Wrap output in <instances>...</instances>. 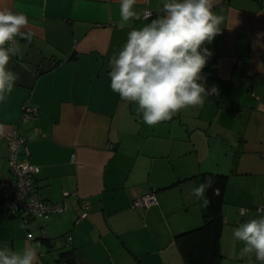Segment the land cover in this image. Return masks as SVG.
<instances>
[{
  "label": "crops",
  "instance_id": "crops-1",
  "mask_svg": "<svg viewBox=\"0 0 264 264\" xmlns=\"http://www.w3.org/2000/svg\"><path fill=\"white\" fill-rule=\"evenodd\" d=\"M162 4L137 0L141 18L119 29L120 0H0V9L24 12L33 33L30 43L17 38L21 51L8 65L18 80L0 103V180L11 178L5 135L16 125L40 168L38 195L78 197L48 219L0 214V246L35 245L26 235L43 228L38 264H185L176 237L203 225L204 198L193 189L215 174L227 176L219 264H248L233 230L264 215V0H215L223 33L203 45L212 53L203 74L217 93L149 126L112 91L109 61ZM26 102L36 113L22 121ZM149 193L155 205L131 208ZM80 201L88 215L76 222Z\"/></svg>",
  "mask_w": 264,
  "mask_h": 264
},
{
  "label": "clouds",
  "instance_id": "clouds-1",
  "mask_svg": "<svg viewBox=\"0 0 264 264\" xmlns=\"http://www.w3.org/2000/svg\"><path fill=\"white\" fill-rule=\"evenodd\" d=\"M137 0H120L119 29L132 20L140 19L135 10ZM215 0H163L156 18L151 12L144 14L150 22L127 33L126 43L109 61L110 87L126 102L138 106L143 121L154 126L168 121L183 109L203 107L217 88L206 87L203 74L212 53L203 47L220 34L223 16L213 9ZM43 16V10L40 11ZM29 18L22 11L0 9V103L6 100L18 80L8 68L12 57L21 49L17 38L29 43L33 33L26 30ZM209 176L193 189L197 198L205 196L214 183ZM219 195V189H214ZM264 212V209L261 210ZM243 214V213H242ZM24 228V224L19 226ZM236 240L243 242L239 255L247 257L248 264L255 260L264 264V215L243 222L233 230ZM38 246L25 245L14 250L7 242L0 246V264H38Z\"/></svg>",
  "mask_w": 264,
  "mask_h": 264
},
{
  "label": "built area",
  "instance_id": "built-area-1",
  "mask_svg": "<svg viewBox=\"0 0 264 264\" xmlns=\"http://www.w3.org/2000/svg\"><path fill=\"white\" fill-rule=\"evenodd\" d=\"M146 12L153 10L146 7ZM151 16V17H152ZM223 33L221 29L220 34ZM242 57L237 58L235 67L240 68ZM36 110L32 108L28 102L23 105L21 120L26 121L33 118ZM5 141L8 147L7 167L11 178L9 180H0V214L10 217L21 218L26 223L30 218L48 219L51 215L61 213L67 209L65 200L68 197L78 199L76 193L63 192V201L51 202L42 199L34 190V178L40 172L39 166L30 162V150L26 139L20 135L18 126H13L5 135ZM81 205L83 212L77 217L76 222L84 219L88 215L89 207L83 203ZM157 203L154 193L137 197L133 200L131 208H149ZM248 210L242 208L240 213L242 216ZM243 213V214H242ZM41 236L34 237L32 233H27V239L34 242L35 246L41 245L42 239H45V231L40 229ZM41 255V253H38ZM39 263H41L39 261Z\"/></svg>",
  "mask_w": 264,
  "mask_h": 264
},
{
  "label": "trees",
  "instance_id": "trees-1",
  "mask_svg": "<svg viewBox=\"0 0 264 264\" xmlns=\"http://www.w3.org/2000/svg\"><path fill=\"white\" fill-rule=\"evenodd\" d=\"M209 176L213 177L215 182L205 193L210 203L205 206L203 225L176 237L185 264H219L222 257L219 239L223 226L222 209L225 203L227 176L203 174L201 183ZM214 189H219V195H214Z\"/></svg>",
  "mask_w": 264,
  "mask_h": 264
},
{
  "label": "water",
  "instance_id": "water-1",
  "mask_svg": "<svg viewBox=\"0 0 264 264\" xmlns=\"http://www.w3.org/2000/svg\"><path fill=\"white\" fill-rule=\"evenodd\" d=\"M67 264H71V260H69V261L67 262Z\"/></svg>",
  "mask_w": 264,
  "mask_h": 264
}]
</instances>
